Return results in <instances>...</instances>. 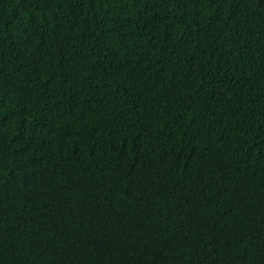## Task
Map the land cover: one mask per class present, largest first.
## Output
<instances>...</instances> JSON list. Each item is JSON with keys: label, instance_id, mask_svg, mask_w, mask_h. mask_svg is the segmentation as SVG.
Listing matches in <instances>:
<instances>
[{"label": "trees", "instance_id": "1", "mask_svg": "<svg viewBox=\"0 0 264 264\" xmlns=\"http://www.w3.org/2000/svg\"><path fill=\"white\" fill-rule=\"evenodd\" d=\"M0 264H264V0H0Z\"/></svg>", "mask_w": 264, "mask_h": 264}]
</instances>
